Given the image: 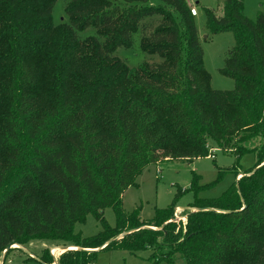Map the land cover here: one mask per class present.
Masks as SVG:
<instances>
[{"label": "trees", "instance_id": "16d2710c", "mask_svg": "<svg viewBox=\"0 0 264 264\" xmlns=\"http://www.w3.org/2000/svg\"><path fill=\"white\" fill-rule=\"evenodd\" d=\"M152 1L69 0L57 25L58 0H0V256L44 240L75 249L58 264H97L112 248L152 249L151 264H264V13L249 19L244 0L206 9L209 31L235 39L221 73L236 87L219 91L187 0ZM137 34L160 62L130 69L114 56ZM257 138L260 150L248 148ZM209 139L257 162L239 180V165L207 184L195 175L185 232L164 225L176 201L149 222L125 212L123 193L149 165L209 156ZM227 174L220 196L201 197ZM89 214L102 230L83 237L75 226Z\"/></svg>", "mask_w": 264, "mask_h": 264}, {"label": "rangeland", "instance_id": "374dc122", "mask_svg": "<svg viewBox=\"0 0 264 264\" xmlns=\"http://www.w3.org/2000/svg\"><path fill=\"white\" fill-rule=\"evenodd\" d=\"M68 2L69 0H58L56 3L53 18L57 25L67 21L65 8ZM187 2L198 12L197 16H195V22L205 52V70L210 74L211 87L219 91L235 89V79L221 73L227 52L235 44L234 35L232 32L211 33L208 29V18L206 15V9L212 10L217 16L223 15L224 0H187ZM244 13L249 19L256 21L259 14L264 13V0H244ZM92 35H96V31L92 29L79 34L81 39H86ZM114 56L126 62L130 69H135L145 62L158 63L161 61L158 56H150L141 51L139 34L136 35L133 47L120 48ZM208 146L210 150L209 156L193 160L161 159L156 164L149 165L139 176L138 187H129L123 193V208L125 212L131 214L138 209L140 220L149 222L155 217L157 210L167 208L176 201L178 206L175 208L173 217L165 222L164 225L175 223L177 225L176 232H179V230L185 232L188 213L191 211V204L195 200L194 194L190 190L195 175L201 177L202 184H207L218 178L220 170H227L239 165L238 170L241 174L236 177V180H239L244 176V171L253 168L257 162V157L254 153H246L239 157L232 151L221 149L213 139L208 140ZM247 146L250 149L256 148V150H260L262 140L254 139ZM233 182L234 175L227 174L215 188L203 192L201 197H218ZM177 209L179 210L177 213L178 218L175 216ZM104 218L111 227L117 225V215L113 207H107L104 210ZM151 228L154 230L159 229L153 226ZM75 230L83 237H92L99 234L102 230V225L93 214H89L84 223L76 224ZM121 238H123V235L119 237V239ZM14 245L11 246L10 250L2 252L0 264H45L40 260L44 251H48L49 256L52 257L46 264H58L60 256L68 250V248L62 247L63 244L60 242L44 240L32 241L25 246ZM69 250L75 249L69 248ZM152 254V249L134 252L126 248H112L99 252L97 264H151ZM30 257L33 259H30ZM177 264L184 263L180 260Z\"/></svg>", "mask_w": 264, "mask_h": 264}, {"label": "built area", "instance_id": "2783aa9c", "mask_svg": "<svg viewBox=\"0 0 264 264\" xmlns=\"http://www.w3.org/2000/svg\"><path fill=\"white\" fill-rule=\"evenodd\" d=\"M191 13H192V15H194V16H197V14H198V12H197V10L194 8V7H191ZM178 209H177V212H176V214H175V216H176V218H178L179 216H178ZM174 220V219H173Z\"/></svg>", "mask_w": 264, "mask_h": 264}, {"label": "water", "instance_id": "95a60500", "mask_svg": "<svg viewBox=\"0 0 264 264\" xmlns=\"http://www.w3.org/2000/svg\"><path fill=\"white\" fill-rule=\"evenodd\" d=\"M130 232H127V233H124V234H122L123 235V237L126 235V234H129ZM62 247H66V248H70V249H73V248H71V247H73V246H62ZM7 250H9V249H7ZM99 249H95V250H91V251H98Z\"/></svg>", "mask_w": 264, "mask_h": 264}, {"label": "bare ground", "instance_id": "6f19581e", "mask_svg": "<svg viewBox=\"0 0 264 264\" xmlns=\"http://www.w3.org/2000/svg\"><path fill=\"white\" fill-rule=\"evenodd\" d=\"M14 246H16V245H14ZM76 249H78V248H76Z\"/></svg>", "mask_w": 264, "mask_h": 264}]
</instances>
